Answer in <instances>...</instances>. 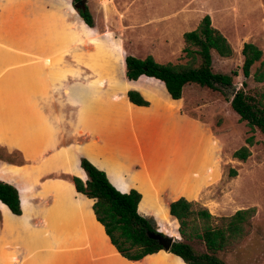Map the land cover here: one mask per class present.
<instances>
[{"label": "crops", "instance_id": "crops-1", "mask_svg": "<svg viewBox=\"0 0 264 264\" xmlns=\"http://www.w3.org/2000/svg\"><path fill=\"white\" fill-rule=\"evenodd\" d=\"M87 4L94 29L72 0H0V149L25 160L0 159V180L18 189L22 210L15 215L0 201V264H104L103 237L117 252L96 218L95 201L76 190L74 177L88 179L80 154L121 193L137 190L143 200L142 186H151L153 202L165 201L169 214L172 202L195 201L222 179L219 148L207 126L169 102L161 82L127 79L125 59L138 57L143 43L118 0ZM185 33L176 50L169 30L142 37L144 58L172 62L182 55ZM129 91L150 105L133 104ZM152 126L161 132L156 139L149 138ZM149 144L165 154L159 165L149 160ZM178 167L190 172L196 198L167 195L163 174ZM142 200L139 213L160 226V204L145 209Z\"/></svg>", "mask_w": 264, "mask_h": 264}, {"label": "trees", "instance_id": "trees-1", "mask_svg": "<svg viewBox=\"0 0 264 264\" xmlns=\"http://www.w3.org/2000/svg\"><path fill=\"white\" fill-rule=\"evenodd\" d=\"M75 9L84 22L92 29L95 19L87 0H72ZM82 3V4H81ZM184 48L177 62L159 63L152 56L140 59L127 56L125 59L126 77L129 81H138L141 77L155 79L164 84L170 102L181 104L184 90L190 85L220 92L229 98L232 109L245 122L252 133L260 131L264 135V92L254 96L247 91L248 80L264 84V52L254 43H245L242 48V73L245 78L243 87L237 89L235 78L238 70L231 74L214 71V56L231 58L234 50L227 37L213 26L212 19L206 15L196 29L184 34ZM258 69L252 73L253 67ZM129 100L137 106H149L150 103L138 91L128 92ZM255 136L246 141V145L236 150L233 157L246 162L252 155ZM0 156V159L14 163L13 154ZM81 167L88 175L84 182L73 178L77 192L95 201L94 212L97 220L104 226L107 235L118 253L131 263L143 262L146 258L165 251L164 231L139 213L142 194L137 190L121 193L110 182L107 174L98 169L84 155L80 154ZM24 164L22 162L20 165ZM228 175L237 177L238 172L230 169ZM0 201L15 215H22L18 189L0 180ZM170 214L177 221L179 238L174 241L168 253L183 260L186 264H226L220 257L221 252L235 248L252 232L256 207L240 209L231 216L218 217L197 202L180 198L171 203ZM1 222V215H0ZM198 242L204 246L200 250ZM146 257V258H145Z\"/></svg>", "mask_w": 264, "mask_h": 264}, {"label": "rangeland", "instance_id": "rangeland-1", "mask_svg": "<svg viewBox=\"0 0 264 264\" xmlns=\"http://www.w3.org/2000/svg\"><path fill=\"white\" fill-rule=\"evenodd\" d=\"M118 4L123 8L128 21L138 28L137 36L143 43L138 49L140 52L137 58L140 59L147 54L144 46L146 42L142 37L152 35L154 31L169 30L173 34V48L176 50L183 42L180 38L181 31H192L206 15L211 17L213 26L227 37L234 50L231 58H220L213 54L214 71L231 74L233 70H238L239 76L234 80L237 89L242 88L243 82L246 81L242 73L243 45L254 43L264 52V0H118ZM95 17H98L96 12ZM94 55V49L89 48L88 56ZM180 56L181 52L172 62H177ZM258 67L259 63L253 67L252 73ZM247 82V91L250 94L260 96L264 92V84L256 83L253 79ZM227 97H232L230 91ZM227 97L199 85H190L185 88L181 101L182 113L205 124L210 137L217 143L222 179L201 191L199 195L200 191H195L190 184V172L185 168L179 170L178 167L171 172L166 170L161 184L170 199L179 195L188 198H196L199 195L193 202L203 205L218 217L231 216L240 209L256 207L257 214L251 234L232 250L221 252L219 257L226 264H264V135L260 131H250L247 124L242 122L240 116L232 109ZM148 133L149 138L156 139L161 136V132L154 126ZM252 135L255 136V145L251 148V157L246 162L236 160L233 157L234 152L245 146L247 139ZM200 145L203 150L206 149L205 139ZM161 149L156 144L147 146L152 164L159 165L164 160L165 154ZM129 151L131 155L133 153L136 156L131 149ZM0 156H6V153L0 151ZM11 159L15 164L25 163L19 152H14ZM232 168L238 172L237 177L228 175ZM142 188V208L146 209L150 204H160L156 210L160 223V226L155 223L157 228L169 236H176L175 240L178 239L179 225L166 209V202H153L157 193L151 186L143 185ZM103 241L104 264H186L180 258L164 251L146 258L143 262L131 263L107 245L104 237ZM195 246L204 250V246L198 242H195ZM15 263L16 261H12L9 264Z\"/></svg>", "mask_w": 264, "mask_h": 264}, {"label": "water", "instance_id": "water-1", "mask_svg": "<svg viewBox=\"0 0 264 264\" xmlns=\"http://www.w3.org/2000/svg\"><path fill=\"white\" fill-rule=\"evenodd\" d=\"M82 4V3H81ZM164 241V247H165V252H168L172 246V244L174 243L175 239L172 236L169 237H165L163 239Z\"/></svg>", "mask_w": 264, "mask_h": 264}]
</instances>
